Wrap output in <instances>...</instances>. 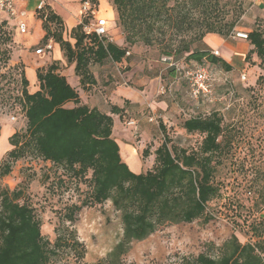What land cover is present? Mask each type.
Instances as JSON below:
<instances>
[{
	"label": "trees",
	"instance_id": "1",
	"mask_svg": "<svg viewBox=\"0 0 264 264\" xmlns=\"http://www.w3.org/2000/svg\"><path fill=\"white\" fill-rule=\"evenodd\" d=\"M111 1L124 38L123 46L109 41L108 37L86 34L83 26L87 20L71 29L69 36L74 40L71 43L63 37L64 22L58 14L46 6L36 10L44 31L41 44L48 40L58 43L66 61L75 63L74 71L83 88L96 83L89 68L91 64L119 63L128 56L127 51L130 55L129 50L136 44L156 45L162 56H184L197 63L205 59L224 71L233 69L211 50L194 45L209 33L222 38L229 36L243 14V0ZM93 6L96 7V1ZM6 25L13 26L10 18L0 22V28ZM3 34L4 38L0 34V45L12 39L10 34ZM247 41L251 48L245 59L248 61L255 54L264 64L262 31L250 30ZM0 55L5 62L9 60L6 49L0 48ZM160 61L165 74L174 79V69L167 67L161 58ZM35 75L37 90H27L29 81L23 70L20 94L6 89L0 95V107L19 108L26 120L22 131L9 136L11 148L0 160V177L8 175L13 164L28 155L58 166L73 177L81 178L90 172V203L109 200L120 213L122 224L119 240L95 264H125L122 257L131 244L148 237L161 226L211 219L207 206L220 196L214 177L216 165L221 163L218 156L225 147L219 112L192 116L182 122L181 128L187 133L202 136L197 150L169 147V138L164 134L162 142L152 152L148 146L142 150L143 158L152 155L150 168L135 173L121 159L119 144L112 136V116L81 103L79 93L61 73L58 61L37 68ZM3 79L0 73V83ZM69 102L74 106L66 107ZM121 109L110 106L113 114H119ZM23 195L24 188L0 187V264H52L62 255H72L82 264L84 245L72 227L81 206H68L54 228V240L50 241L41 234V221ZM258 224L261 233L254 227L257 240L253 243L241 242L232 233L215 256L200 252L192 263L264 264L262 216Z\"/></svg>",
	"mask_w": 264,
	"mask_h": 264
},
{
	"label": "rangeland",
	"instance_id": "2",
	"mask_svg": "<svg viewBox=\"0 0 264 264\" xmlns=\"http://www.w3.org/2000/svg\"><path fill=\"white\" fill-rule=\"evenodd\" d=\"M79 1L80 3L88 1L91 5L96 1L97 12L109 15L107 20L112 23V28H116L117 13L111 0ZM243 2V14L232 32L259 29L264 34V7L255 0H243ZM4 18L8 17L0 13V22ZM35 18L39 19L37 14L32 18L25 17L26 23L32 28L37 26ZM10 20L13 23L12 27L6 25L0 28L3 38L5 36L3 32L10 34L12 38L6 44L0 45L1 49L9 52L7 62L4 56L0 55V73L4 75L0 83V95L6 89L12 94H20V74L25 67L21 53L23 50L33 53L38 46L34 44L26 47L22 39L17 37L14 20L12 18ZM82 20H87V24L92 22V18L86 15H81ZM50 26L53 28L54 24ZM223 39L231 44H234L236 39L239 40L237 37L232 38L230 34ZM194 46L205 49L200 41ZM129 51L130 55L127 57L135 59L138 70L144 72L143 75L137 72L136 76L144 77L149 71L155 70L157 60V64H162L160 61L162 54L156 45L136 44ZM248 51L247 49L245 52H240L239 46L234 49L229 61L233 67L231 71H224L220 66L211 64L205 59L198 62L208 65L213 73L212 92L209 98L190 97L185 82L175 81L162 72L164 78L161 85L157 86V91L159 97H164L169 107L173 108L169 112L170 123L146 105L132 108L129 101L113 120L112 136L120 146L121 159L135 173L145 172L150 168L152 156L143 158L142 150L148 146L152 152L162 142L164 134L169 138V147L184 148L187 151L199 148L202 136L198 133H187L181 128L186 118L205 116L212 111L219 112L222 116L223 143H225L222 154L218 156L221 163L216 165L214 177L220 189V196L209 202L207 206L211 219L205 222L203 218H199L191 223L159 227L148 237L131 244L128 252L122 257L125 264H193V258L200 252L215 256L217 249L232 233H235L241 242L253 243L257 240L253 232L257 228V232L261 233L258 218L264 208V64L255 54H252L247 61L245 57ZM212 54L220 56L218 53ZM41 57L40 61L44 60V56ZM147 59H151V62L143 63ZM177 59H182L187 64L197 63L184 56ZM25 61L28 63L30 58L27 57ZM29 63L27 65H30ZM110 67L111 73L103 77L100 84L99 90L102 94L108 93L109 85L111 88L125 82L124 85L143 89L144 83L139 86L138 78L126 80L122 67L114 64ZM30 72L28 71V75ZM242 72L247 76L244 81L240 80ZM65 73L69 82L71 69L68 65L65 67ZM106 77L109 80L105 81ZM70 84L73 85L72 82ZM34 86L33 88L29 83L27 90L29 92L37 90V83ZM150 89L154 87L152 85L148 87V92ZM80 91L82 93V90ZM84 101L85 98L82 102ZM73 106L72 102L66 104V107ZM149 118H153V121H149ZM130 120L135 121L134 126L128 124ZM25 123V117L19 108L0 107V160L11 148L9 136L15 131H22ZM89 180L90 172L81 178L73 177L58 166L28 155L17 160L8 175L0 177V187L24 188L23 198L34 207L41 221V234L50 241L54 240V228L68 206L80 205L72 227L79 241L84 245L85 254L82 264H95L99 259L104 258L119 240L122 224L120 213L114 209L109 200L100 204L90 203ZM262 232L264 235V230ZM52 264H79V262L72 255H62Z\"/></svg>",
	"mask_w": 264,
	"mask_h": 264
},
{
	"label": "crops",
	"instance_id": "3",
	"mask_svg": "<svg viewBox=\"0 0 264 264\" xmlns=\"http://www.w3.org/2000/svg\"><path fill=\"white\" fill-rule=\"evenodd\" d=\"M31 1V2H30ZM39 0H25V2L18 6V11H24V16H21L18 18L19 20H22L25 22L28 32L26 33H19L16 30L17 37L22 39V43L27 47L31 45H37L40 46L39 43H41V39L44 35V31L41 26V21L37 18L35 21V27L32 28L30 25L26 23L25 17H31L36 14V5ZM100 0H98L99 2ZM45 6L49 7L52 11H54L56 14H58L63 22H64V32L63 37L67 40H69L71 43L74 42V40L69 36L70 31L73 27H75L78 23L81 22V3L79 0H45ZM34 8V10H33ZM96 17L105 18L106 19V30H107V37L111 39L112 42L119 46L125 45L124 38L121 32L120 27L118 26V23L116 24V28H112V23L107 20L109 15H105L104 13L97 12L95 14ZM117 21V18L115 19ZM15 22V20H14ZM35 29V30H34ZM52 43V50L50 52L45 53L44 55H36L34 52H27L26 50H23L21 53V59L24 66V71L27 79L29 80V83L35 87L36 83V69L45 67L48 64H50L53 60H56L59 62L61 66V73L66 77L67 75L65 73V67L68 65V67L71 69V79L69 81L73 83V87L77 90L79 93L80 101L81 103H85L90 107H95L99 109L102 112L108 113L112 116L113 120H115V117L118 116L117 114H113L110 112V106L116 105L120 108L124 106L126 102L129 101V104H131L132 108H135L136 106L146 105L150 108L151 111L155 112L157 111L158 114L164 119L168 121V117H170L169 112L173 109L172 107H169L168 101L164 99V97H159V93L157 91V86L161 85V81L163 80L164 76L161 75V73H166L164 70V65L157 64L158 60L156 61V69L149 71L148 75L141 77L143 75L142 70H138L137 63L135 59H131L130 57H126L122 59L121 62L115 63L111 61H105L101 64H91L90 70L93 74V77L95 79V84H86V88H83L82 85H80L79 77L75 74L74 71V62H67L65 57L63 56V53L59 47V45L56 43L54 45V41L51 40ZM36 46V48L38 47ZM201 46L211 50L212 53L217 52L220 57H222L225 61L229 62L232 52L234 49H236L237 46H239L240 52H245L247 49L249 50L251 48V45L247 42V40H242L239 38V40H235L234 44L226 42L222 37H220L217 34H206L203 37V40L201 42ZM35 48V49H36ZM35 51V50H34ZM41 56H44V60L40 61ZM29 57L30 61L28 63L30 65H27L28 63L25 61V59ZM151 62V59H147L143 63ZM111 64L117 65L119 67H122L124 69L123 74L126 77V80H136L138 78V82L140 85L141 83H144L143 89H137L134 86H128L124 85L125 83L118 84L117 86H111L109 85V88H107L108 93L102 94L99 90L101 88V82L103 80V77L108 76L111 73L112 68L110 67ZM29 66V67H28ZM27 68V69H25ZM30 69V70H29ZM73 69V70H72ZM152 69V66H151ZM27 70V74H26ZM233 70V69H232ZM28 71L30 72V75H28ZM142 73V75L136 76V73ZM165 75V74H164ZM167 75V74H166ZM105 81L109 80L108 77L104 79ZM68 81V80H67ZM153 86L154 89H150L148 92L147 88L150 86ZM103 89H106L103 87ZM82 90V93L81 91ZM81 93V94H80ZM83 98H85V101H83ZM169 122V121H168ZM170 123V122H169ZM113 132V130H112ZM120 151V146H119ZM121 156V152H120ZM152 156V155H150ZM130 168V167H129ZM261 216L264 218V210L261 211Z\"/></svg>",
	"mask_w": 264,
	"mask_h": 264
},
{
	"label": "built area",
	"instance_id": "4",
	"mask_svg": "<svg viewBox=\"0 0 264 264\" xmlns=\"http://www.w3.org/2000/svg\"><path fill=\"white\" fill-rule=\"evenodd\" d=\"M262 4L264 7V0H255ZM25 0H0V13L5 14L8 18L15 20L14 25L16 30L19 33L28 32L25 22L19 20L21 16H24V11H18V6L23 4ZM45 6V0H39L36 5V10H41ZM96 7L91 5L88 1H83L81 3V15L90 16L92 22L85 24L83 26V31L86 34H94L98 38L107 37L106 30V19L96 17ZM232 38H241L247 39V32L235 31L230 34ZM111 41L110 38H107ZM52 50L51 40H48L46 43L38 46L34 53L36 55H44L47 52ZM217 53V52H214ZM126 55H129V52H126ZM161 60L165 63L167 67H171L175 72V81L183 80L186 82L190 97L197 99L201 96L210 97L212 92V81L213 73L211 72L208 65L205 63H193L187 64L182 59L174 58L173 56H162ZM247 79V76L244 72L240 74V80L244 81ZM161 91V90H160ZM163 91V89H162ZM149 121H153V118H149ZM129 125L134 126L135 121L130 120Z\"/></svg>",
	"mask_w": 264,
	"mask_h": 264
}]
</instances>
